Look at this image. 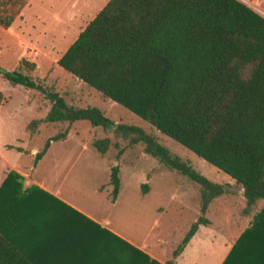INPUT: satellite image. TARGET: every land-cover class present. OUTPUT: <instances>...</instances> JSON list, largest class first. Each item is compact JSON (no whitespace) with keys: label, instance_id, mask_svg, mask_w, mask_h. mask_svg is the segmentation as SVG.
<instances>
[{"label":"trees","instance_id":"1","mask_svg":"<svg viewBox=\"0 0 264 264\" xmlns=\"http://www.w3.org/2000/svg\"><path fill=\"white\" fill-rule=\"evenodd\" d=\"M22 4L0 0L1 27L10 26ZM251 7L243 0H107L56 61L231 177L243 188L244 211L258 199L264 203V15ZM0 75L50 101L43 118L29 121V132L40 121L86 120L129 145L141 143L143 152L198 185L200 214L173 256L197 224L207 222L209 201L228 191L140 126L115 123L94 106L69 105L52 87L18 69L0 67ZM66 132L48 137L34 162ZM109 144L108 137L91 141L101 154ZM21 179L10 170L0 182V264H162L36 185L23 188ZM108 182L113 202L117 165L110 167ZM140 188L146 192L147 184ZM104 234L116 243L100 237ZM245 241L264 255V204L233 247Z\"/></svg>","mask_w":264,"mask_h":264},{"label":"rangeland","instance_id":"2","mask_svg":"<svg viewBox=\"0 0 264 264\" xmlns=\"http://www.w3.org/2000/svg\"><path fill=\"white\" fill-rule=\"evenodd\" d=\"M106 1L23 0L9 29L0 26V67L29 74L31 78L52 87L69 105L94 106L115 123L138 125L154 134L171 154L187 160L211 181H231L221 170L131 111L103 97L56 63L60 53ZM249 1L264 11V0ZM21 61L33 66L20 64ZM49 106L50 101L39 91L11 85L0 75V143L40 150L48 137L67 131L65 138L49 143L51 149L48 155H53L55 165H52L51 159L44 160L32 172L34 177L57 184L60 199L132 245L143 238L146 243H151L145 236L152 224L173 227L178 233L190 217L198 214V186L143 152L141 143L129 145L126 139L111 129L92 126L86 120L71 123L40 121L33 132H29V121L43 118ZM102 137L110 140L104 154L91 145L93 139ZM119 150L121 153L117 155ZM10 153L16 155L14 150ZM32 157L22 153L17 161L27 164ZM112 165L118 166L119 177V191L114 202L110 200L111 185L108 182ZM142 183L150 187L147 193L140 191ZM186 195L188 199L182 201L181 197ZM238 210V207L230 209L232 214H237ZM100 237L114 244L117 241L106 234Z\"/></svg>","mask_w":264,"mask_h":264},{"label":"crops","instance_id":"3","mask_svg":"<svg viewBox=\"0 0 264 264\" xmlns=\"http://www.w3.org/2000/svg\"><path fill=\"white\" fill-rule=\"evenodd\" d=\"M6 29L9 28L7 27ZM16 147L20 146L0 143V182L8 171L13 170L22 176L21 183L23 188L29 185H36L60 199L58 197L57 184L46 182L38 176H32L33 170L49 159H51L52 165L53 163L55 165L56 162L53 161V155H48L51 145L48 144L45 152L35 162L34 155L38 150H27L21 147V150H17ZM11 150L16 152V157L12 156ZM22 153L31 154L33 156L32 160L27 164L18 162L17 157ZM219 184L226 185L228 191L209 201L203 213V217H205L207 222L197 224L193 234L176 255H172L173 250L180 244L189 226L196 221L200 211L190 217V221L188 220L178 233L173 227L152 224L146 231L145 236V239L151 241V243H146L143 238L138 244L134 243V245L144 251L150 258L162 264H264V255H260V252L253 248V244L250 241L236 244L233 247L241 232L250 226L253 216L263 206V201L261 199L256 200L247 211H244L245 198L242 194V187L237 186L232 178L229 182ZM149 189L150 187L147 185L146 192H142L141 188L140 191L147 193ZM197 194L199 195V187ZM187 199L188 195L181 197L182 201ZM60 200L65 202L62 199ZM65 203L68 204L67 202ZM199 204L200 197L199 203H197L198 207ZM233 207H238L237 214L231 213L230 209ZM112 232L117 233L113 230Z\"/></svg>","mask_w":264,"mask_h":264},{"label":"bare ground","instance_id":"4","mask_svg":"<svg viewBox=\"0 0 264 264\" xmlns=\"http://www.w3.org/2000/svg\"><path fill=\"white\" fill-rule=\"evenodd\" d=\"M246 3H248L250 6L254 7L256 10H258L260 13L264 14V11L260 8L254 6L249 0H244Z\"/></svg>","mask_w":264,"mask_h":264},{"label":"water","instance_id":"5","mask_svg":"<svg viewBox=\"0 0 264 264\" xmlns=\"http://www.w3.org/2000/svg\"><path fill=\"white\" fill-rule=\"evenodd\" d=\"M242 190H243V188H242Z\"/></svg>","mask_w":264,"mask_h":264}]
</instances>
